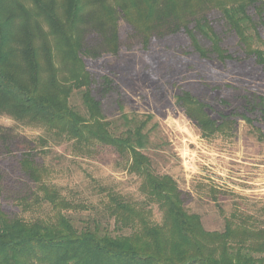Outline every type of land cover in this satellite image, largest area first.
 Returning <instances> with one entry per match:
<instances>
[{
  "label": "trees",
  "instance_id": "obj_1",
  "mask_svg": "<svg viewBox=\"0 0 264 264\" xmlns=\"http://www.w3.org/2000/svg\"><path fill=\"white\" fill-rule=\"evenodd\" d=\"M32 3L27 7L18 0H0V114L43 124L51 140L71 142L81 152L98 145L114 148L126 159L127 169L142 179L140 189L146 202L137 206L122 195L107 193L110 200L77 224L63 210L77 209L82 203L67 199L45 181L46 168L39 165L33 150L23 152L22 170L36 187L33 202L50 204L57 214L50 220H26L9 215L0 204V264H264V222L233 213L222 230L207 229L202 216L185 206L174 177L153 168L148 153L153 147V129L148 127L152 116L143 120L125 113L106 117L82 55L84 24L100 30L110 50L118 53L120 11L141 33L145 47L154 30L162 31L173 23V31L184 30L202 59L213 54L229 60L232 55L222 37L202 14L214 7L222 12L244 51L264 67V49L254 47V39L260 38L255 17L264 22V0ZM196 31L210 41V49L200 44ZM113 83L103 76V96L111 92ZM78 94L83 110L74 102ZM240 96L248 112L261 113L264 118L263 94L254 91ZM177 102L196 119L203 135L221 130L223 122L206 112L209 104L189 90L181 87ZM41 141L49 143L48 138ZM152 203L162 211L160 222L150 219L152 210L147 206Z\"/></svg>",
  "mask_w": 264,
  "mask_h": 264
},
{
  "label": "rangeland",
  "instance_id": "obj_2",
  "mask_svg": "<svg viewBox=\"0 0 264 264\" xmlns=\"http://www.w3.org/2000/svg\"><path fill=\"white\" fill-rule=\"evenodd\" d=\"M18 1L33 5L32 0ZM202 14L222 37L231 59L222 61L213 54L202 59L184 30L173 31V23L154 30L145 47L141 33L119 11L118 53L110 50L100 30L84 24L82 55L93 78L92 89L108 118L123 113L141 120L152 116L148 127L153 129V147L148 153L153 168L174 177L185 206L202 216L207 229L222 230L233 213L264 222V118L248 112L240 96L254 91L264 95V67L244 51L219 9L211 7ZM255 19L260 38L254 39V47L264 49V22ZM196 35L210 49V41L200 32ZM55 62L60 65L59 57ZM104 75L114 81L107 96L100 91ZM181 87L209 104L206 112L223 122L221 130L203 135L196 119L177 102ZM74 102L84 109L79 94ZM44 138L49 139L47 145L41 141ZM28 150L46 168L48 184L67 199L82 203L77 209L63 210L77 224L110 200L107 193L122 195L137 206L146 202L142 179L127 169L126 159L114 148L98 145L81 152L71 142L51 140L43 124L0 114V204L11 216L50 220L57 214L50 204L33 202L36 187L20 162ZM147 207L152 210L150 219L160 222L158 205ZM109 222L113 229L114 219Z\"/></svg>",
  "mask_w": 264,
  "mask_h": 264
}]
</instances>
